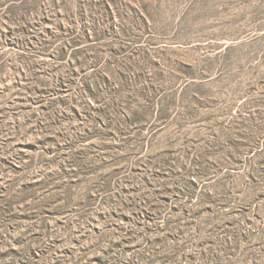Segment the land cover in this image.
Here are the masks:
<instances>
[{"label": "rangeland", "instance_id": "obj_1", "mask_svg": "<svg viewBox=\"0 0 264 264\" xmlns=\"http://www.w3.org/2000/svg\"><path fill=\"white\" fill-rule=\"evenodd\" d=\"M0 264H264V0H0Z\"/></svg>", "mask_w": 264, "mask_h": 264}]
</instances>
